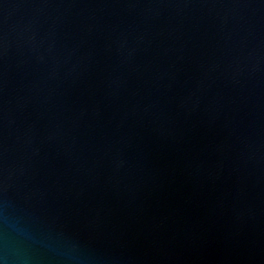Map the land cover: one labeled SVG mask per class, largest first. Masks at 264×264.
Masks as SVG:
<instances>
[{"label": "water", "instance_id": "water-1", "mask_svg": "<svg viewBox=\"0 0 264 264\" xmlns=\"http://www.w3.org/2000/svg\"><path fill=\"white\" fill-rule=\"evenodd\" d=\"M0 264H264V0H0Z\"/></svg>", "mask_w": 264, "mask_h": 264}]
</instances>
